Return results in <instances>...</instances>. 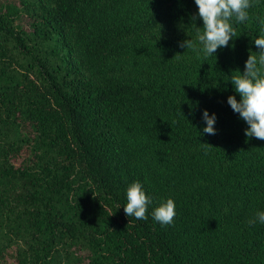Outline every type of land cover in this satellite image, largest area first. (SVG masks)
<instances>
[{"label": "trees", "instance_id": "16d2710c", "mask_svg": "<svg viewBox=\"0 0 264 264\" xmlns=\"http://www.w3.org/2000/svg\"><path fill=\"white\" fill-rule=\"evenodd\" d=\"M251 4L206 57L180 47H202L195 0H0V264H264V224L247 223L264 140L227 102L259 51ZM137 180L146 220L124 212Z\"/></svg>", "mask_w": 264, "mask_h": 264}, {"label": "clouds", "instance_id": "9594fccd", "mask_svg": "<svg viewBox=\"0 0 264 264\" xmlns=\"http://www.w3.org/2000/svg\"><path fill=\"white\" fill-rule=\"evenodd\" d=\"M198 8V17L202 19V26L197 28L196 41L201 48H197L192 39H186L180 43V47L203 52L206 57L215 55L217 49L227 47L230 40L235 36L233 21L243 23L248 19V9L252 6L251 0H195ZM192 19H197L193 16ZM264 26V18H258ZM259 48L256 54L250 51L245 64V70L238 74H232L230 81L235 92L240 95L228 97V104L235 113L239 114L248 127L245 135L251 139L264 140V27L260 35L254 41ZM205 122L203 133L215 135L216 123L215 113L209 114L207 109L202 114ZM127 202L124 205V212L127 217H134L137 220L148 218V206L152 203L151 198L146 194L140 181H134L126 190ZM175 203L172 198L162 199L151 215L161 225L173 223L175 217ZM264 224V210H258L248 220L249 225L255 223Z\"/></svg>", "mask_w": 264, "mask_h": 264}]
</instances>
